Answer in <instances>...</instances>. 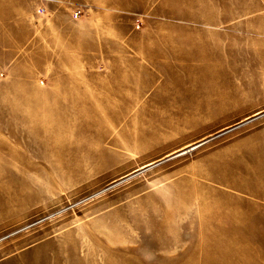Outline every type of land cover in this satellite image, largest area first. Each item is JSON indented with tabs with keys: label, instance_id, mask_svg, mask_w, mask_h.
<instances>
[{
	"label": "rangeland",
	"instance_id": "374dc122",
	"mask_svg": "<svg viewBox=\"0 0 264 264\" xmlns=\"http://www.w3.org/2000/svg\"><path fill=\"white\" fill-rule=\"evenodd\" d=\"M195 1L0 0V264H264V13Z\"/></svg>",
	"mask_w": 264,
	"mask_h": 264
},
{
	"label": "crops",
	"instance_id": "0c3cea01",
	"mask_svg": "<svg viewBox=\"0 0 264 264\" xmlns=\"http://www.w3.org/2000/svg\"><path fill=\"white\" fill-rule=\"evenodd\" d=\"M190 1H192L191 3L195 4L196 7H198V1H195V0H190ZM250 1H253V0H250ZM256 1H257V5H258V11H260L261 13H264V0H256Z\"/></svg>",
	"mask_w": 264,
	"mask_h": 264
}]
</instances>
